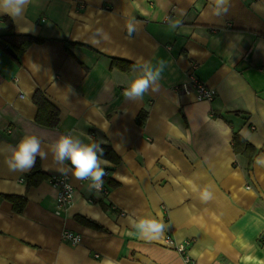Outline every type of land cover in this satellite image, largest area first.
<instances>
[{"label":"crops","instance_id":"0c3cea01","mask_svg":"<svg viewBox=\"0 0 264 264\" xmlns=\"http://www.w3.org/2000/svg\"><path fill=\"white\" fill-rule=\"evenodd\" d=\"M225 7L217 15L214 0H30L16 19L0 13V37L42 39L13 58L0 38V195L25 198L16 211L0 196V264H264V0ZM112 59L132 67L112 68ZM161 62L141 99L123 95ZM191 76L216 92L212 102L184 91ZM37 92L58 112L53 127L36 122ZM29 134L47 158L11 171L5 161ZM234 134L251 158L234 151ZM61 135L112 149L119 162L105 169L107 194L54 160ZM52 174L74 188L60 214ZM140 219L167 227L146 240L133 227Z\"/></svg>","mask_w":264,"mask_h":264},{"label":"clouds","instance_id":"9594fccd","mask_svg":"<svg viewBox=\"0 0 264 264\" xmlns=\"http://www.w3.org/2000/svg\"><path fill=\"white\" fill-rule=\"evenodd\" d=\"M30 0H0V13L9 15L16 19L22 16ZM217 8V15L226 11L227 0H214ZM179 21L172 27L179 26ZM135 31L132 25H129L128 33L131 35ZM164 64L154 71H148L146 74L134 79L130 86L125 88L123 95L132 101L141 99L154 85L161 76ZM51 153L55 161L63 164L67 159L72 168L70 172L77 180L90 181V187L101 190L104 185V177L108 175L106 168L110 166V161L104 158V149L99 144L83 145L79 140H74L70 135H61L51 146ZM99 153V155L97 154ZM47 158V153L41 149V140L35 134L24 136L18 144L12 148L10 157L6 159V164L11 171L27 172L36 162V158ZM103 165V167L101 166ZM209 194L204 193L207 199ZM133 227L140 236L146 240L159 239L164 233L166 225L157 220H138Z\"/></svg>","mask_w":264,"mask_h":264},{"label":"trees","instance_id":"16d2710c","mask_svg":"<svg viewBox=\"0 0 264 264\" xmlns=\"http://www.w3.org/2000/svg\"><path fill=\"white\" fill-rule=\"evenodd\" d=\"M0 38L3 40L2 46L9 47L10 49H12V51L15 53L17 57L21 56L25 52L26 48H28V46H30L32 43H37L42 41V39L40 38H34L28 35H15V34L3 35ZM111 67L127 72L131 69L132 65L122 60L112 59ZM33 100L35 105L38 107L36 122L44 126H50V127L55 126L58 122L57 110L52 105H50L39 92H37L34 95ZM144 119H145L144 114L138 116L137 118L138 124L141 125ZM233 143H234L235 152H241L243 155L248 156V158H251L248 152L249 149H252L251 146L247 143L243 144L242 139L236 134H234ZM100 147L104 149V158L114 162L115 164L119 162L118 158L115 156V154L113 153L110 147H105V146H100ZM97 154L99 155V153ZM38 176L39 175L37 170L32 171L27 177L29 181V185H36ZM0 196L12 202L14 209L16 211H21L25 203L24 197H18L13 195H0ZM91 226H96V225H91Z\"/></svg>","mask_w":264,"mask_h":264},{"label":"built area","instance_id":"2783aa9c","mask_svg":"<svg viewBox=\"0 0 264 264\" xmlns=\"http://www.w3.org/2000/svg\"><path fill=\"white\" fill-rule=\"evenodd\" d=\"M184 91H192L195 95L197 101H207L212 102L216 96V92L213 89L206 87L203 83L197 80L195 77L191 76L189 82L182 86ZM23 179H21L22 181ZM47 181L52 185L57 191L56 193V205H55V213L60 214L64 210L68 208L71 204L74 196V188L69 183L67 177L61 175L52 174L48 176ZM91 183L88 180H84ZM94 191L100 192L102 194H107V189L103 186L101 190H96L92 188ZM62 239L69 241L72 244H77L80 242V235L75 234L70 231H63L61 234ZM180 252L185 250L183 245L178 247ZM184 262L186 264H192L190 258L188 256H184Z\"/></svg>","mask_w":264,"mask_h":264},{"label":"water","instance_id":"95a60500","mask_svg":"<svg viewBox=\"0 0 264 264\" xmlns=\"http://www.w3.org/2000/svg\"><path fill=\"white\" fill-rule=\"evenodd\" d=\"M6 51L13 57V58H17V56L15 55V53L12 51V49H10L9 47L6 48Z\"/></svg>","mask_w":264,"mask_h":264}]
</instances>
